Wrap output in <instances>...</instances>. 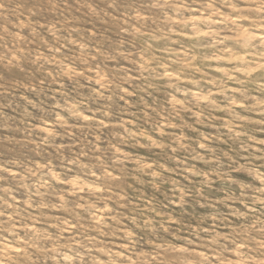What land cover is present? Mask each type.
Here are the masks:
<instances>
[{
  "label": "rangeland",
  "instance_id": "obj_1",
  "mask_svg": "<svg viewBox=\"0 0 264 264\" xmlns=\"http://www.w3.org/2000/svg\"><path fill=\"white\" fill-rule=\"evenodd\" d=\"M0 264H264V0H0Z\"/></svg>",
  "mask_w": 264,
  "mask_h": 264
}]
</instances>
